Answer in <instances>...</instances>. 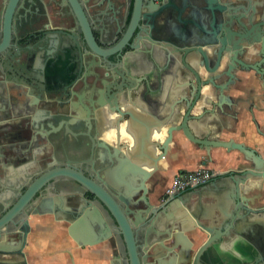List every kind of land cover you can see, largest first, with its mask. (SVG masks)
I'll return each mask as SVG.
<instances>
[{
	"label": "water",
	"instance_id": "obj_1",
	"mask_svg": "<svg viewBox=\"0 0 264 264\" xmlns=\"http://www.w3.org/2000/svg\"><path fill=\"white\" fill-rule=\"evenodd\" d=\"M8 1V9L12 12L11 8L16 0ZM60 1L62 5L71 7L77 26L70 30L64 28L57 30L54 46L51 45L52 38L48 33L41 32L40 39L47 46L55 47V52L58 49L60 53L58 62L52 66V60L48 59L42 67L37 65L32 70L28 68L26 77L35 78L40 87L35 91L27 89L22 91L23 97L32 98L36 94L41 101L47 102L52 98H47L48 95L61 93L60 88L55 90L52 87V84H60L62 80L60 78L71 76L67 83L65 82L69 86L77 81V77L94 66L111 62L110 57L115 58V62L111 63L117 65L112 72L114 78L111 83L101 82L102 88L96 90L100 83L96 79L86 98L89 105L85 106L89 117L105 107H108L112 115L118 114L117 120H102L99 132V136L101 133L106 139L112 141L116 139V146L104 139L99 140L98 134L93 137L89 133L91 143L85 150L82 149L84 151L78 153L86 156L82 164H90L89 169L84 172L80 167L70 165L58 170L60 174L84 188L88 194L84 200L86 207L82 211L83 216L73 223L70 234L88 228L91 231H98L103 239L112 236L113 233L121 235L128 249L131 264H160L166 255L172 258L170 264H184L177 263L178 254L185 256L187 260L185 264H201V260L208 255L207 252L213 246L222 244L225 237H230L231 230H235L237 223L242 222L252 233L248 238L253 247L246 253L231 254V264L262 263L264 230H261L263 222L260 218H264V207H250L241 193L246 192L244 188L251 181L257 183L264 179V157L244 143H238L234 139L222 140L220 136L223 130L217 127L220 121L201 120L203 114L196 116L193 111L203 90L213 88L223 93L234 85V72L238 68L244 72L254 70L264 74V70H260L264 64L263 52L250 55L253 58L262 56L255 64H248L238 58L243 49L252 50L261 43L262 33L259 30L263 23L253 24L252 19L249 20L247 14L243 13L245 7L237 4L240 0H191L190 4L196 7L188 5L178 10L177 14L175 13V20L178 23L171 26L158 25L157 19L165 15L164 2L152 6V3L154 4L152 0H135L128 22L123 18L117 20L116 16L109 13L105 15L112 25L117 23L113 32L116 42L112 45L110 40L101 45L97 42L93 30L94 25L102 23L99 17L102 13L97 10L99 8L95 0ZM197 9L206 23L195 22L194 15L192 19H180L184 17L185 11L190 10L192 15L193 10L196 12ZM243 20H247L248 23ZM260 20L263 21V18L260 17ZM234 27L236 32H233ZM22 30L29 42L31 35L29 27L25 25ZM24 35L22 37H25ZM149 40L153 43L166 41L170 45V49L151 51L154 57L151 73L145 71L141 63L130 61L131 53L139 52L140 45L144 46ZM3 48L2 43L0 52ZM262 48L264 49V45ZM50 50L45 52L47 57L51 55ZM82 54L86 56L85 59L80 57ZM28 57L30 58L29 55ZM97 57L100 58L98 62ZM25 65L28 66L26 63ZM168 75L170 77L167 79ZM179 78L183 83L175 81ZM224 78L228 80L223 81ZM136 80L145 82L148 87L142 94L143 98H146L147 94L154 97L153 101H149L153 107L152 113L149 114L155 121L153 123L146 122L151 119L142 118L122 101L123 97L125 99L128 97L132 106L137 105L132 96L137 92ZM43 85L49 88L44 89L41 87ZM36 104L34 101L24 104L23 112L28 116ZM10 108L8 106L5 109L9 111ZM1 110L4 111V108L0 107V116L1 112L3 113ZM76 110L72 106L71 113L75 115ZM202 111L209 113L206 108H202ZM87 121L91 127V120ZM75 122L76 120H73V123ZM208 126L217 128L208 130ZM165 131L167 136L163 138ZM179 137L197 145L208 156L214 149H223L227 153L238 152L243 158L241 168L237 172L227 174L234 183L231 192L233 207L228 221L223 222L222 228L214 230L210 219H202L195 213L192 214L195 220L192 222L181 206L188 205L189 198L202 190L188 195L177 194L161 205H155L150 201L148 183L161 176L162 163L168 159L171 146L175 145L176 141H181ZM1 143L12 150L10 142L2 135L0 147ZM14 152L12 150L9 163L18 160ZM96 157H99L100 170H96L94 166ZM5 172L0 170V264H8L6 260L1 259L2 256L17 257L16 262L12 264H28L24 249L31 230L30 217L36 214L32 212L36 207L35 203H38L39 207L46 205L56 173L50 170L39 171L31 183L20 186L13 174L7 176L6 173L9 172ZM185 172L187 171L182 170L179 174ZM86 194L79 195L85 197ZM204 222H209L210 227ZM215 222L218 224L217 220ZM197 229L210 232L211 237L195 254L192 243L185 233ZM17 237L18 242L14 251L4 252L3 240ZM211 255L217 262L221 261L215 254Z\"/></svg>",
	"mask_w": 264,
	"mask_h": 264
},
{
	"label": "flooded vegetation",
	"instance_id": "obj_2",
	"mask_svg": "<svg viewBox=\"0 0 264 264\" xmlns=\"http://www.w3.org/2000/svg\"><path fill=\"white\" fill-rule=\"evenodd\" d=\"M45 1L49 4L48 7L50 6V12H47L45 6L43 8H38V3ZM152 1H154L152 6L161 5L162 2H164L166 5V11L164 12L165 15L157 19L158 25L171 26L176 24L178 22L175 20V13L178 10H182L188 5L189 7H196L194 4H190L192 2L191 0ZM8 2V0H0V45L2 43L4 44V48L0 52V105L3 108H7L14 103L15 106L18 104L21 107H23V105L26 103H31L32 101H34V103L37 102V104L35 109L31 111V113L28 114L26 118L21 119L25 122H23L22 129L18 127V132L13 133L10 130L0 126V136L2 135L8 139L11 144V148L15 151L14 154L17 155L18 159L17 162L15 161L13 163H9L12 150H9L8 147L1 143L3 146L1 145L0 147V165L2 166L0 170L6 172L8 171L9 173L5 172L7 176L10 173L11 175L13 174L15 179H17L16 182H18V185L20 186L31 183L34 177H36L43 170L54 171L56 174L54 175V180L52 181V188L48 192V200H46V205L39 207V204L35 203L36 207L32 212H35L36 214L30 217V219L36 218L41 220L47 215L53 216V219L57 225L60 223L62 225L65 224L66 226V230L62 238L63 240L65 238L70 240H76L79 238L83 241L90 240L96 243L95 245L93 244L81 247L82 251H88L86 256L87 260L95 261V264H131L128 249L121 235L113 233L112 236L103 239L104 237L102 238V235H100L99 232H97V235L91 236L90 238H84L80 234L81 232L75 231L73 234H70V228L73 226V223L77 222L83 216L82 211L86 207L84 200L87 198L88 194H86L84 188L74 183L70 178L63 176L58 172V170H61L63 167L70 165L80 167L84 170V172L87 170V168L89 169V164H82V161L86 156L77 155V159H72L69 153V148H74L75 151L81 153V151H84L86 146L91 143L88 135L89 133H91V136L93 137L98 134L99 137L102 120H117L118 114L116 113L112 115L108 111V107L100 108L90 117L88 116L89 114L85 108V106L89 105L86 103L87 95L91 92V87L93 86V83L95 84L96 79L98 82H100L98 84L99 86H95L96 90L100 89V87L102 88L101 82L108 81V83H111L113 81L114 77L112 76V72L117 65L111 62H115V58L110 57L109 60L111 62H103L101 66L96 65L88 72H84L81 76L77 77V81H75V83L71 81L72 83L69 86L66 83L71 78V76L68 78L59 77L62 79L60 84H58L60 86L52 84V87L55 90L60 88L61 93L48 95L49 97L47 98H52H50L47 102L41 101L36 94H34L32 98H29V96L27 98L23 97L24 92L22 94V91H26V89L28 91H35V89L40 87L35 78L26 77L25 74H27V69L31 68L32 70V68L37 65L42 67V65H44L48 59H51V65L55 66L58 62V55L60 54L58 53V49H56L55 52V47H52L54 46L57 39L56 31L63 28L64 30H70V28L77 26V24L71 7L69 5H62V1L60 0H16V2H14L12 5V12L8 9ZM95 2L97 8H99L97 10L102 13L101 15L98 14L99 17H101L102 23L94 25L93 29L96 40L101 45L103 43L106 44V41L111 40L112 45H115L116 41L113 38V32L117 23H113L111 26L108 25L104 21V16L109 13L114 17L116 16L117 20L123 18L124 21L126 20V22H128L132 15L135 0H115V2L118 3H115L114 0H95ZM237 4H241L243 7H245L243 13L247 14V18H249V20L252 19L253 24H261V22L263 23L261 30H259V32L262 33L261 43L256 45L252 50L246 51V49H243L238 55V58L243 62L255 64L261 59L262 56L260 55L259 58H253L250 55H258L260 52L264 53V49L262 48L264 45V0H240ZM198 13H200L199 9H197L196 12L193 10L192 15L190 14V10H187L183 14L184 17H181L180 19H192L194 15L195 22L201 23V15H198ZM260 17L263 18V21L260 20ZM243 21L248 23L247 20ZM51 22L53 28L50 26ZM25 25L29 27L31 34L29 42L27 35L25 36L24 30H22V27ZM232 29L233 32H236L235 27ZM42 31L48 33L49 37L52 38L51 47L50 45L47 46L40 39ZM22 35L25 37H22ZM155 43H158L157 46L160 45V43H164V46L156 49V44H154L151 40L146 41L144 46L142 44L140 45L139 52L131 53L130 61L135 63L139 62V64L141 63L145 71L151 73L154 58L151 51L154 49L158 50L159 52L163 48L170 49V45L166 43V41H156ZM49 49H51L50 51L52 52L51 55L47 57L45 52ZM251 52L252 54H250ZM68 53L71 54L69 51ZM138 54H142L143 57L139 56L140 59L134 58V56H137ZM28 55L30 56V59ZM81 56L84 59L86 58L84 54L80 55V57ZM99 59L100 58L97 57L96 62H98ZM25 63L28 64V66L25 65ZM260 70H264V64L260 67ZM179 74H181V72H179ZM234 74L235 84L228 87V89L224 90L223 93H219L213 88H207L203 90L198 97L193 114L196 116L203 114L201 120H237L238 116L234 114L233 108L239 103V101H242V99H236L232 97L231 93L234 88L238 87L240 84L250 87L259 86L264 94V74L254 70L244 72L241 68H238ZM169 77L170 76L168 75L167 79ZM226 80L228 79H223V81ZM175 81H178L177 83L179 84H181V82L183 83V80L180 78ZM41 87L44 89L49 88L47 85H43ZM147 88L148 87L145 82H139L136 80L137 92L136 95L132 94V96L133 100H135V103H137L135 107H137L139 103L145 104L147 106L148 114H151L153 107L150 106L149 101H153L152 99L154 97L152 98L151 94H147V97L143 98L142 95L145 93ZM80 101L85 102L81 103ZM122 101L124 104H128L127 106L133 109L135 108L132 106V102L130 103L128 101V97L126 99L123 97ZM55 105H59V107L62 106L60 108L66 109L67 111V113L63 116L64 118H61L64 120H59V122L56 124L54 121L57 119V115L52 117L50 116L51 110L55 109ZM72 106L77 109L75 115L71 113ZM202 108H206L209 113L202 111ZM0 120H11V117L0 116ZM73 120H76V122L73 123ZM87 120H91V127ZM217 127H219V130H223L224 128L221 125H218ZM16 140H20V142H17ZM20 168H22V171H20L18 175L17 170ZM178 174L179 173H177V175ZM216 177L213 180H215ZM155 181L156 186L159 184L163 186L167 182L161 176ZM212 181H210L208 184H210ZM202 187L203 186H199L181 193L186 195L188 193L195 192V190ZM167 189L162 193L160 204L169 200L170 197L180 194L176 193L169 196L167 195ZM73 191L86 194V196L82 197L79 195L80 193L74 194ZM263 191L261 190L262 194L259 197V200L262 202L259 205L260 207H264ZM52 195H56V197L51 198ZM181 206L183 207L184 205L181 204ZM46 212H49V214ZM260 220L263 222V228L261 230H264V218H260ZM36 226L37 228L43 227L42 225ZM32 230L33 226L31 225L30 233ZM99 239H101V241L98 242ZM94 246L100 247L101 249L99 251H91V248ZM262 257L263 261L259 264H264V256ZM244 263L245 262L238 264ZM250 264L256 263L252 262Z\"/></svg>",
	"mask_w": 264,
	"mask_h": 264
},
{
	"label": "crops",
	"instance_id": "obj_3",
	"mask_svg": "<svg viewBox=\"0 0 264 264\" xmlns=\"http://www.w3.org/2000/svg\"><path fill=\"white\" fill-rule=\"evenodd\" d=\"M115 2V0H114ZM118 3V2H115ZM48 3L42 2L38 3V8L47 9L50 12V6ZM118 5V4H117ZM50 14V13H49ZM198 15H201L198 13ZM200 20L204 21L200 16ZM104 21L111 26L108 17L104 16ZM206 23V21H204ZM50 26L53 28L52 22ZM156 49L163 47L164 43H160ZM143 57L142 54L134 56V58ZM27 59V58H26ZM30 59V58H29ZM243 77V76H242ZM233 98L242 99L233 108L234 114L238 116L237 120H220V125H222L223 133L220 138L222 140L234 139L238 143H244L248 147L256 150L259 154L264 157V94L259 86L250 87L245 85H239L234 88L231 93ZM15 103L11 105L9 111L5 109L3 113L1 112V117L10 116L11 120H0V126L6 128L11 132H18L20 127L22 129L24 119L27 115L23 112V108ZM1 107V105H0ZM2 108V107H1ZM81 108V107H80ZM210 108V107H209ZM82 109V108H81ZM135 112L142 118H148L146 122H152L153 118L147 112V106L145 104L139 103L137 107L134 108ZM6 111V112H5ZM67 113L66 109L60 108L59 105H55V109L51 110V117L57 115L54 123L56 124L59 120H64L63 116ZM117 116V115H115ZM114 116V117H115ZM100 122V121H98ZM155 122V121H154ZM101 123V122H100ZM99 123V125H100ZM101 127V126H100ZM217 128L215 126H208V130ZM110 135V134H109ZM167 136L166 131L163 136ZM111 137V136H109ZM181 137V136H180ZM179 137V138H180ZM99 140H106L109 144L116 146V139L112 141L106 139L103 135L99 136ZM181 141H176L175 145L171 146L168 159L162 163V173L161 177L167 182L165 185H157L156 181L152 180L148 183L150 188L149 198L150 201L155 205L160 204V198L162 193L172 184L175 176L182 170L193 171L197 170L202 166L214 171L217 174L215 180L210 184L203 186L195 190L199 192L198 194L192 195L188 200V205L183 206V209L187 212L188 217L194 222L192 214L195 213L198 216L210 219L211 227L216 230L217 228H222V224L228 221V217L233 207V199L231 197V192L234 188V183L227 176L229 172L238 171L241 167L242 156L238 152L227 153L223 149H214L208 156L205 151H202L197 145L180 138ZM20 142V140H16ZM124 142V141H122ZM69 153L72 159H77V151L74 148H69ZM96 162L94 164L96 170L101 169V164L99 162V157H96ZM90 165V164H89ZM22 171V168L17 170V174ZM21 174V173H20ZM19 175V174H18ZM220 176V177H219ZM252 183V182H250ZM258 188L256 192L253 193L254 198H257L256 203L250 199V196L246 192H242V197L248 200V205L250 207H257L262 202L259 200L262 194L261 190H264V179L258 181ZM249 184L244 188L247 191ZM243 186H241V189ZM264 192V191H263ZM192 193V192H191ZM190 194V193H188ZM186 194V195H188ZM3 195V194H2ZM56 195H52L51 198H55ZM252 202L249 203V201ZM259 219V217H257ZM218 221V224L215 221ZM215 222V223H213ZM254 222V221H253ZM30 223L33 226L32 232L28 235V243L24 249L26 255V260L28 264H95V261L87 260L86 256L88 251L81 250L83 245L81 244H91L94 243L90 240L83 241L79 238L76 239L81 241L79 244L76 240L62 239L66 230L65 224H56L53 216L47 215L45 218L39 220L36 218L30 219ZM206 226L209 222H204ZM36 225H42V228H37ZM210 227V226H208ZM80 232V231H79ZM98 231H91L88 228L82 229L81 235L85 237H91L97 235ZM215 232V231H214ZM252 235L251 231L246 228L242 222L237 223L235 230H231L229 238H224V241L219 246H213L207 253L208 255L201 260V264H231V254L246 253L251 247H253L249 241V236ZM185 236L192 243V250L196 254L198 250L204 245V243L211 237V233L201 229H197L194 232H186ZM17 240V241H16ZM18 242V237L15 239H4L3 248L4 252H12L15 249V244ZM98 245V244H97ZM85 247V246H84ZM100 247H93L91 251H99ZM211 254H215L220 262L216 261ZM73 258V259H72ZM2 260H6L8 264L15 263L17 257L15 256H2ZM172 259V258H171ZM170 257L168 255L161 259L160 264H170ZM186 258L183 255L178 254L177 263H187ZM192 263V262H190Z\"/></svg>",
	"mask_w": 264,
	"mask_h": 264
},
{
	"label": "built area",
	"instance_id": "obj_4",
	"mask_svg": "<svg viewBox=\"0 0 264 264\" xmlns=\"http://www.w3.org/2000/svg\"><path fill=\"white\" fill-rule=\"evenodd\" d=\"M216 176L217 174L214 171L205 166L197 170L185 172L182 175L178 174L167 189V195L170 196L176 193L189 191L199 186H205Z\"/></svg>",
	"mask_w": 264,
	"mask_h": 264
},
{
	"label": "rangeland",
	"instance_id": "obj_5",
	"mask_svg": "<svg viewBox=\"0 0 264 264\" xmlns=\"http://www.w3.org/2000/svg\"><path fill=\"white\" fill-rule=\"evenodd\" d=\"M251 182L252 183H249V187H248L246 193L250 196V199H252L253 202L256 203V201H258V199L257 198H254L253 193L256 192V191H258L257 188H258V185L259 184H258V182L257 183L256 182H253V181H251Z\"/></svg>",
	"mask_w": 264,
	"mask_h": 264
},
{
	"label": "bare ground",
	"instance_id": "obj_6",
	"mask_svg": "<svg viewBox=\"0 0 264 264\" xmlns=\"http://www.w3.org/2000/svg\"><path fill=\"white\" fill-rule=\"evenodd\" d=\"M248 201V200H247ZM252 202V200L249 201V203Z\"/></svg>",
	"mask_w": 264,
	"mask_h": 264
}]
</instances>
